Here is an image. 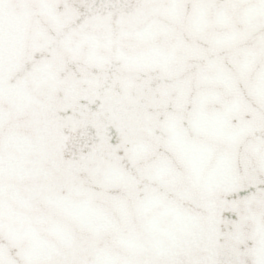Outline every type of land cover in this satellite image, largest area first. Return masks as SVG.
<instances>
[{"label": "snow or ice", "instance_id": "obj_1", "mask_svg": "<svg viewBox=\"0 0 264 264\" xmlns=\"http://www.w3.org/2000/svg\"><path fill=\"white\" fill-rule=\"evenodd\" d=\"M0 264H264V0H0Z\"/></svg>", "mask_w": 264, "mask_h": 264}]
</instances>
